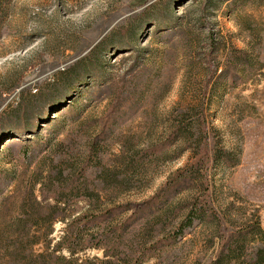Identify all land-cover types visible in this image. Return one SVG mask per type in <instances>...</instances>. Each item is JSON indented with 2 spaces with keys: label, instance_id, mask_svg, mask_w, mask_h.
<instances>
[{
  "label": "rangeland",
  "instance_id": "obj_1",
  "mask_svg": "<svg viewBox=\"0 0 264 264\" xmlns=\"http://www.w3.org/2000/svg\"><path fill=\"white\" fill-rule=\"evenodd\" d=\"M153 197L121 238L68 227ZM195 202L143 264H264V0H0V264H127Z\"/></svg>",
  "mask_w": 264,
  "mask_h": 264
},
{
  "label": "trees",
  "instance_id": "obj_2",
  "mask_svg": "<svg viewBox=\"0 0 264 264\" xmlns=\"http://www.w3.org/2000/svg\"><path fill=\"white\" fill-rule=\"evenodd\" d=\"M242 55H245L241 52ZM67 112L65 114H63L62 112H60L58 114V118H62V117H67L68 120L71 122L72 118L76 115V110L73 106H70L67 108L66 110ZM75 114V115H74ZM53 121H43L42 124L45 125V128H47L48 131L53 130L55 127V124L57 121H59L58 119H52ZM39 122H34V129L36 132L39 129ZM25 128H21L19 129V131L15 130L16 132L19 133H26L25 132ZM34 132V131H33ZM35 132V133H36ZM205 147H207V145H205ZM12 148H19L18 150L21 149L19 144H16V142L11 143L9 145V149ZM22 150V149H21ZM205 150H207L205 148ZM23 154H25V152H23ZM189 172V171H187ZM185 172H180L178 174H183ZM183 180H186L185 178ZM170 187V189L173 187L170 185V183L168 182L166 185V188ZM169 190L163 191L162 194L164 192H168ZM171 191V190H170ZM159 199H155L154 197L152 199L149 200V202L147 204H143V203H127V204H123L120 205L118 207H114L111 208L103 213L100 214H96L93 215L91 217L88 216H83V217H79L78 219H76L74 222H71L68 227H70L71 225H78L81 226L79 230H86V231H91L93 230L95 227H99L101 226V224L106 223V221L114 218V217H119V215L121 214H126L128 213L125 222H123L122 224H118L116 226L113 227L112 229V233L117 234V236H119V238H121L125 232L132 227L133 225H135L137 223V221L139 219H143L144 217L148 216L149 213L153 212L154 208L150 209V206H148V204H154L157 205L159 204ZM152 207V206H151ZM214 216V213L211 210V206L208 204V202H203V203H193L190 207L189 210L186 213V216L184 218V220L182 221V223L179 225L178 229H176V231H174V233L166 236L165 238L161 239V240H156L154 242H147L144 246L143 249H141L140 251H138L137 254H133L131 255L129 258V261L127 264H143L144 262H146L147 260L153 258L158 251H162V250H166L170 247H172L174 245V243L176 242L177 238L182 236L183 230L184 228H190L192 226V224L194 222L197 221H201L203 220L205 217H212ZM71 229V228H70ZM253 229L260 231L259 229V225L258 223H256L253 227ZM77 230V231H79ZM224 236V238L227 237V241H238L239 238L241 236H245L243 231H238L236 233V235H229V234H222ZM109 236V235H108ZM76 241L78 239L77 236L72 237L71 235L66 236L65 238H63L61 240V242L57 245V247L54 250H57L58 248L64 249L66 250L70 255H74L75 254V249L72 247V245L74 244L73 241ZM73 240V241H71ZM74 241V242H75ZM88 248H92V249H100L103 251L104 257L108 258L113 256V250L114 249H103L104 246V242L97 240L95 238H91L89 237V239L86 240V244H85ZM224 255V254H223ZM228 258L227 255H224V257H218L215 261H211L209 264H227V261L225 262V260ZM60 260L65 261V259L61 258Z\"/></svg>",
  "mask_w": 264,
  "mask_h": 264
}]
</instances>
